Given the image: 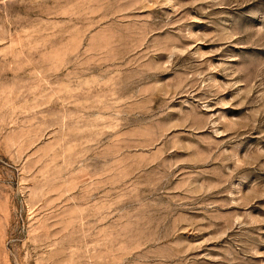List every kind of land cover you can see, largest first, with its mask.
Returning a JSON list of instances; mask_svg holds the SVG:
<instances>
[{"label": "rangeland", "instance_id": "obj_1", "mask_svg": "<svg viewBox=\"0 0 264 264\" xmlns=\"http://www.w3.org/2000/svg\"><path fill=\"white\" fill-rule=\"evenodd\" d=\"M0 264H264V0H0Z\"/></svg>", "mask_w": 264, "mask_h": 264}]
</instances>
